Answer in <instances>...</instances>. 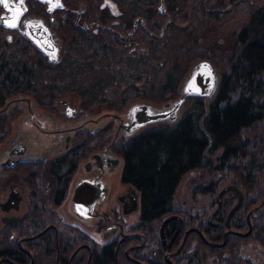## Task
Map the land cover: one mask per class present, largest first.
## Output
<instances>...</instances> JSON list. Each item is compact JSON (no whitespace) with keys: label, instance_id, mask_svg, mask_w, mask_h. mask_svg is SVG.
Segmentation results:
<instances>
[{"label":"flooded vegetation","instance_id":"obj_1","mask_svg":"<svg viewBox=\"0 0 264 264\" xmlns=\"http://www.w3.org/2000/svg\"><path fill=\"white\" fill-rule=\"evenodd\" d=\"M237 1L239 0L230 4L228 9L232 8L234 5H238L236 4ZM63 2L68 10L56 11L53 15L55 17L54 24L56 25L55 28L53 26V29L56 34L58 35V30L61 26H66L70 31V36L74 35L75 31L81 33V36L78 38L79 41L77 42H83L89 38V40L86 41L87 43L96 39L95 37H98L104 43L102 53L105 54L110 52L109 50L111 49L114 51L119 49V46H114L117 43L122 42L127 45L136 38H142L141 32L149 35L154 40L158 39L145 31L141 21L138 22L136 34L132 36L129 41H125L117 34L102 30L97 26H94L93 29L88 32L83 31L81 27L86 29L88 25L99 24L101 27H110L117 33L127 37V35L132 32L134 22L138 18L143 19L147 29L155 35H159L162 28L167 23V19L163 16L166 22L162 25L159 33H155L152 30V25L149 23V18L151 16H146L147 14L144 13L143 0H132L128 4L132 13L134 11L129 22L125 21L122 15L114 16L108 9H105V0L99 2L94 1V3L98 4L97 7L99 11L96 9L95 5L89 2L80 1L77 4L73 1L65 2V0H63ZM159 2L160 0H158V4ZM34 3L36 2H29L30 11ZM210 3L208 0L206 9H204L205 12L208 14L223 13L222 11H224V9H214L211 7ZM40 6H42L43 9L41 15L31 14L30 12L29 15L43 17L45 21L51 25V16L46 12V7L43 5ZM166 6L168 13L171 15L169 3L167 4L166 2ZM76 12L80 14L78 15ZM107 18H109L108 21L106 20ZM181 19H187L188 23L186 26H189L193 19V13L182 15L181 18L176 20L173 18L172 24L175 23V27L182 28ZM108 22L109 24L107 25ZM122 23L124 27L130 29L128 31H122L120 27ZM158 25L160 24L158 23ZM106 32L114 35L118 40H116L115 43L113 41H106ZM65 53L66 49L63 47V60L65 59ZM0 65L5 69L4 71L7 70L6 64ZM10 73L12 72L7 71L5 73L4 81L10 77ZM9 91L11 95L7 93L3 102L0 104V154L5 143L13 135L12 132L15 128V124L20 122V119L25 118L28 109L35 107L36 103L40 111L49 113L56 121L64 123H56L58 129H64L65 131L68 129H76L82 132L75 136L71 142V146L69 144L70 142L67 140L68 136L66 132L56 134L49 143L50 151L54 153V157L48 155L46 150H44L42 154H45L47 158L39 161H35L34 157L30 158L31 161H20L21 159L11 154H7L0 158V264L50 263V261H47L50 255L45 253L51 252L49 247L52 248L53 237L55 238L54 243L57 250L55 264H102V256L106 253L114 254V264H148L147 262L151 261L153 257L159 256L161 250H164L166 264H175L173 259L182 252L187 240L180 251L179 248L183 242L186 231L189 229H187L183 235L182 227L181 232L173 241L172 246L169 247L170 242L173 240L178 230L179 224L177 220H173L169 223L172 224V228L175 229L172 230L171 228L172 232H169L170 235L172 234L171 238L168 236L169 234H167L165 229L166 244H164L163 241L162 243H153L147 230L142 232L136 229L140 224L142 209L139 192L137 190L132 191L130 185L122 181V176L120 178V191L114 187L111 181V178L115 177L114 174L118 168L115 163H112L111 166L112 159H110L111 161H106L107 163L103 160H97L82 169L83 162L86 158L96 152L107 155L112 154L123 159L120 153L125 144L131 139L127 140L121 132L117 134L120 125L118 115L130 102L124 103L123 106L118 109L105 108L104 110L101 109L96 111L87 105L83 97L80 96L75 100L70 93L64 95L59 93L56 97H47L48 101H43L40 100L37 95L21 89L18 90L15 87H11ZM25 95L28 96V98H32L34 101L30 100V103H28ZM10 99L17 100H12L14 102H9L7 104ZM106 111L112 113H109L98 123H94L93 118L90 115L87 116V113L85 114V112L101 114L102 112L106 113ZM28 119L31 123L27 130L32 134L31 136H35L34 134L39 131L42 132L39 122L36 121L35 118L29 117ZM44 123L46 124L44 131L53 130L49 119L44 120ZM160 125L163 124L152 127ZM23 136L26 139L29 138L26 134H23L22 137ZM99 138L102 140L101 147L99 144L96 146L93 145L95 149L78 163H75L77 155L73 156V154L76 153L78 148L86 144L89 140H99ZM214 154L215 155L209 158L215 163H221L219 160L220 158L218 159L216 153ZM123 168L124 166L122 167L121 173ZM77 177H79L82 185L85 184L84 187L86 191L90 188L96 190L94 202L86 200H81V202L77 203L71 202L73 183ZM238 180L239 179L225 187L235 186L243 193V204L240 209L231 215L240 199L237 192L232 190L228 191L223 198L220 212L210 221V216L216 213L219 207V195L225 187L214 193V195L217 196H215L213 203L214 207L209 213L208 223L216 230L242 232L245 230L249 231L250 226L252 227V231L256 226L264 227V213H258L260 208L253 212L248 219L249 213L256 208L264 198L262 201L253 205L257 200L256 197H254V192H249L245 184H241L240 186ZM258 185L264 189V182ZM213 188L214 187H212V189ZM61 193H64V199L56 210L54 208V203L57 196ZM138 195L139 197L137 198ZM36 210H39L38 213ZM184 211L185 209L183 208L179 209L174 207L171 216H180L183 218L181 215H184ZM77 213H80L81 216L78 217ZM189 213L193 214L191 212ZM135 214H137V219L132 221L130 218L136 216ZM195 215L200 214L195 213ZM169 224L167 226H169ZM245 225L246 229L244 230ZM25 233H27V235H25ZM64 233L69 236L63 242L65 252L67 250H73L68 260L64 257L61 259L62 241L60 240V236ZM154 248L155 250H153ZM10 250L14 254H9L8 252ZM35 252L38 255L34 256ZM176 253L177 255H174ZM77 254L80 255H78L79 260H75ZM167 256L168 258H166ZM215 259V257L211 259V264H215Z\"/></svg>","mask_w":264,"mask_h":264},{"label":"trees","instance_id":"obj_2","mask_svg":"<svg viewBox=\"0 0 264 264\" xmlns=\"http://www.w3.org/2000/svg\"><path fill=\"white\" fill-rule=\"evenodd\" d=\"M68 1H73L75 4L80 1L89 2L98 9V4L94 3V1L99 2L101 0H65V2ZM165 1L168 4L169 1ZM229 1L232 4L236 0ZM210 2L211 0H209ZM195 3L200 6L198 14L210 19L224 14L229 15L241 6H253L254 12L249 23L239 33L240 49L234 55V59L230 61V73L222 71L219 92L210 103L208 114H206L203 100H189L186 103L182 119L176 125L163 124L147 129L129 140L120 153L125 161L121 173L122 181L135 188L141 198L140 224L136 229L142 232L147 230L153 243H162L160 229L164 220L173 214L175 197L184 176L193 170L209 167L212 164L209 157L215 155L214 153L217 156L220 154L219 160L221 161L220 165L215 169L219 172L223 169L230 170L235 176V181L239 179L240 185L245 184L249 192H254V197L257 200L253 205L264 198V189L258 185L264 182V179H261L264 175V135H256L251 142L246 141L244 137L245 134H253L255 130L264 129V0H242L232 11H227L229 8L227 6L221 7L220 9H224L225 12L222 11L223 13L219 14H208L204 11L208 0H194ZM157 4L158 0H155V9H153V13L149 18V23L155 33H159L162 27V24L158 25L157 21L166 22L165 18L156 9ZM257 4L263 7L257 6ZM191 9L186 11V13H193ZM194 10L196 13V9ZM169 11L172 19L176 20L182 16L178 17L175 12ZM30 13L41 15L43 13L42 6L34 3L31 6ZM106 20L108 21L109 18ZM194 20L197 21L193 15L191 24L195 22ZM174 25L175 23L166 30L164 39L170 31L177 28ZM120 27L122 31L130 29L124 27L123 23ZM58 35L64 42L63 47L67 49V45L79 41L78 38L81 33L75 31L74 35L70 36L69 29L66 26H61L58 30ZM106 35V41L115 43L118 40L108 32H106ZM141 35L147 42H153L149 43L151 46H155L162 41L154 40L144 32H141ZM26 43V48L37 53L36 57L39 63L49 70L55 71L64 64L65 59L62 61L63 64L60 63L61 65H50L36 49L28 42ZM206 58L194 57L192 63L182 72L181 77L168 73L163 87L162 97H164V100L177 96L180 80L188 68L197 61ZM210 60L215 65L219 62L215 58ZM4 70L0 65V80L4 79ZM33 77V72L27 68H24L19 73L17 70H12L10 77L5 79L4 84L9 85L12 82L13 86L0 84V104L7 93L11 95L8 90L9 87H15L28 93L34 92V85L28 81L32 80ZM135 98L147 99V97L141 96L136 88H128L124 94V102H131ZM43 101H48V98ZM95 141L89 140L78 148L76 153L73 154V156L77 155L75 163L90 154L94 150L93 145L99 144L101 146L102 140L100 138L97 140L98 142ZM218 190V187L212 189V186L201 188L202 193L205 194H214ZM63 199L64 193L57 196L54 203L56 210ZM38 211L36 210L37 213ZM260 212L264 213V205L258 211V213ZM182 219L184 222L183 235L187 229H198L206 241L201 234L192 232L188 236L182 252L173 259L175 264H211V259L214 257L216 258L214 260L215 264H254L242 256L243 248L249 245L250 242H256V244L264 247V227H257L256 223L255 229L248 237L229 234L224 246L215 247L212 245L224 242L226 232L212 228L208 223L207 213L192 215L185 211ZM244 227L245 230L246 225ZM171 228L172 224L166 227L170 238L172 234L170 235L169 232L174 229L172 228L171 230ZM246 231L240 233L245 234L248 232ZM68 237L65 233L60 236L62 241L61 259L64 257L68 260L73 253L72 249L65 252L63 247V242ZM54 240L55 238L53 237V243L51 241L52 248L49 247L51 252L45 253L50 255L47 258L50 263L45 262V264H55L57 250ZM8 253L14 254L11 250ZM35 255L38 254L35 252ZM78 255L75 260H79L78 257L80 255ZM113 256V253L104 254L102 256V264H114ZM147 263L166 264L164 250H161L159 256L153 257Z\"/></svg>","mask_w":264,"mask_h":264},{"label":"rangeland","instance_id":"obj_3","mask_svg":"<svg viewBox=\"0 0 264 264\" xmlns=\"http://www.w3.org/2000/svg\"><path fill=\"white\" fill-rule=\"evenodd\" d=\"M131 1L105 0V9L114 16L122 15L124 20L129 22L134 13L128 5ZM168 1L170 10L178 17L188 15L186 11L192 8L197 21L194 20V23L186 26L187 19H181L183 27L170 31L166 38L155 43V46L149 44L151 41L136 38L127 45L122 42L117 43L114 46H119V49L115 51L111 49L105 54L102 53L104 43L100 38L95 37L96 39L86 43L88 38L83 42L67 45L64 64L57 70L51 71L39 63L37 53L26 48L27 43L18 33L0 28V64L7 65L5 73L12 70H17L19 73L24 68L32 71L34 77L28 80L34 85V92L31 94L37 95L40 100L56 97L59 93L63 95L70 93L75 100L80 96L83 97L87 105L96 111L121 108L125 103V91L130 87L136 88L141 96L147 97L154 104L169 100H164L162 97L167 74L181 77L182 72L196 56L207 57L208 60L215 58L219 61L216 66L223 72L230 73V61L240 49L239 33L252 18L253 6H241L229 15L224 14L210 19L198 14L200 6L194 4V0ZM154 2L155 0H143L146 16L152 15L155 9ZM210 5L214 9H219L228 7L230 1L211 0ZM158 23L164 24L161 20ZM4 83L2 78L0 84ZM10 89L9 87L8 90ZM36 111L44 115L43 111ZM21 120L23 121L24 118L19 121ZM16 130L15 127L12 134H15ZM256 135H264V129L255 130L253 134H245L244 137L246 141L251 142ZM219 157L220 154L217 158ZM209 159L212 162L209 167L193 170L184 176L175 197V208H183L186 213L192 212V215L207 213L209 216L217 195L202 193L201 188L212 186L220 190L234 183L235 176L230 170L217 171L215 168L220 163ZM120 178L121 174L111 178L114 187L119 191ZM135 215L130 218L132 221L137 219V214ZM242 256L255 264H264V247L256 242H250L243 248Z\"/></svg>","mask_w":264,"mask_h":264},{"label":"water","instance_id":"obj_4","mask_svg":"<svg viewBox=\"0 0 264 264\" xmlns=\"http://www.w3.org/2000/svg\"><path fill=\"white\" fill-rule=\"evenodd\" d=\"M242 0L237 1L236 4H239ZM29 2H36L40 5H43L46 7V12L51 16L50 17V23L51 25L45 21L43 17H37L33 15H29L30 7ZM260 7H263L262 5H258ZM235 5L228 9L227 11H232ZM158 12L161 16H164L167 19V23L162 28L159 35H155L154 33H151L144 22L143 19L138 18L134 22V28L132 32H130L127 37H124L122 34L117 33L115 30H113L110 27H101L99 24H92L88 25L85 29L84 27H81L83 31H90L93 29L94 26H97L105 31H111L115 34H117L119 37L124 39L125 41H129L132 36L136 34L137 28H138V22H142V26L145 29L147 33H149L151 36L155 37L158 40H161L164 38L165 32L168 29V27L172 24V18L168 13L166 1L160 0L158 4ZM0 27L2 29H6L8 31H16L20 34V36L25 39L36 51L42 55L43 58L50 64V65H59L63 61V42L60 39V37L56 34V32L53 29L56 27L54 24L55 17L53 16L56 11H66L68 10L63 0H7L6 5L0 4ZM225 12V11H224ZM78 15L80 13L76 12ZM14 25V26H12ZM222 80V70L218 68L216 65H214L210 60L203 59L199 60L196 63L192 64L186 73L183 75V77L180 80L178 89H177V96L173 97L172 99H169L165 102H162L161 104H154L148 99H142V98H135L132 102L128 103L123 111L118 115L119 118V130H117V134L120 132L122 135L127 139H132L142 131L148 129L149 127L159 125V124H169V125H176L183 117L185 112V106L186 103L189 100L192 99H199L203 100L204 106L206 109V114L209 112V105L210 103L215 99L219 92V88L221 85ZM26 101L30 103V100L34 101L32 98H28L26 96ZM12 100L17 99H10L9 102H14ZM6 108V107H5ZM4 110V109H3ZM36 110H39V106L36 103L35 107H32L28 109L27 116L24 118V120L21 122H17L15 124V127L17 128L15 134H13V138L3 147V150L0 154V158L6 156L7 154H11L12 156H16L20 161H31L30 158L34 157L35 161H39L42 159H46L45 154H42L44 150L48 153V155L53 156V152L50 151L49 143L52 140V138L56 134L64 133L66 132L68 138L67 140L71 142L75 138L77 134H81V130H64V129H58L56 123L64 124L56 121V119L50 115L49 113L39 114ZM1 112V109H0ZM87 113V114H86ZM109 113L106 111V113L101 114H92L85 112V114L88 116L90 115L93 118L94 123H98L99 121H102V118L106 117ZM111 116V115H109ZM108 116V117H109ZM35 118L36 121L39 122V125L41 127L42 132H38L34 134L35 136H31L30 132L27 130L29 127V124L31 121L28 118ZM40 117V119H39ZM112 117V116H111ZM49 119L50 125L53 127V130H47L44 131V128H46V124L44 123V120ZM68 125H74V124H68ZM49 126V125H48ZM202 126V123H201ZM21 127V129H20ZM18 128L20 130H18ZM91 131V130H90ZM23 134H26V136H29L28 139H26ZM21 136V137H20ZM42 154V155H41ZM112 163H115L117 168L116 173L114 174L115 177L119 176L121 174L122 167L124 166V159L116 157L112 154H103V153H93L86 158V160L83 162L82 169L86 168L87 165H90V163L95 162L97 160H103L105 163L106 161H111ZM11 162V161H10ZM13 163V162H12ZM104 166V164H103ZM85 184L82 185L80 183L79 177L75 178L73 183V193H72V203L81 202V200H86L89 202H94V199L96 198V190L93 188L85 190ZM132 191L135 189L130 186ZM235 191L239 194V203L236 205V207L233 209L232 214L236 213L240 207L243 204V193L235 186H228L225 187L220 195H219V207L213 215L210 216V221L213 219L215 215H217L222 207L223 198L225 194L228 191ZM139 195L137 196V198ZM264 205V200L256 207L254 208L248 216V219L252 215L253 212L258 210ZM78 217H80V213H77ZM173 220H177L179 222L178 224V230L173 238V240L170 242L169 247L172 246L173 241L176 239L177 235L181 232V229L183 227V219L180 216H170L167 219L164 220L161 229V239L164 244H166V236H165V229L167 225L172 222ZM192 232H197L201 234L202 238L206 241L203 234L198 229H189L186 231L183 242L179 248V251L183 248L186 240L188 239V236ZM252 232V227L250 226V230L242 234L240 232H233L228 231L224 235V242L222 244L212 245L215 247H222L227 242V237L229 234H235L242 237H248ZM178 251V252H179ZM177 252V253H178ZM174 254V255H177ZM168 258V256L166 257Z\"/></svg>","mask_w":264,"mask_h":264},{"label":"snow or ice","instance_id":"obj_5","mask_svg":"<svg viewBox=\"0 0 264 264\" xmlns=\"http://www.w3.org/2000/svg\"><path fill=\"white\" fill-rule=\"evenodd\" d=\"M21 2H22V0H21ZM6 3H7V0H0V4H5L6 5ZM12 26H14V25H12Z\"/></svg>","mask_w":264,"mask_h":264}]
</instances>
